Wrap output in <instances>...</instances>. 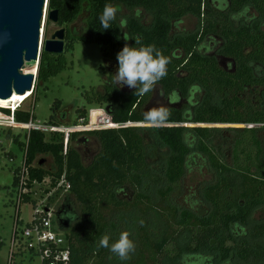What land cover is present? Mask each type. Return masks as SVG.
I'll use <instances>...</instances> for the list:
<instances>
[{
  "label": "trees",
  "instance_id": "obj_1",
  "mask_svg": "<svg viewBox=\"0 0 264 264\" xmlns=\"http://www.w3.org/2000/svg\"><path fill=\"white\" fill-rule=\"evenodd\" d=\"M47 4L49 12L58 10L57 25L65 29V50L71 49L76 40L94 41L99 46L103 59L99 72L109 71L106 83L112 86L105 96L93 90L84 95V100L100 107L105 104L112 122L123 125L72 133L65 155L63 135L59 133L45 135L30 130L25 132L24 142L14 140L24 151L27 187L46 177L54 182L65 173L70 189L62 198L63 209L57 221L70 244L71 264H117L108 248L97 245L105 234L111 237L110 244L117 239L113 233L118 218L117 222L109 219L122 211L127 217L136 212L141 216L138 221L133 216L128 223L125 219V231L130 233L135 251L123 264H264V244L252 242L264 238V153L258 129L210 127L264 124V0H48ZM105 5L117 8L116 18L107 30L99 20ZM123 10L143 11L150 18L148 25L136 16L117 22ZM83 15L86 29L80 34L70 25ZM186 15L197 18L201 29L195 34L172 37V26ZM248 16L246 23L239 24ZM206 37L222 39L218 53L232 60L233 72L225 71L214 58L201 53L209 50L203 44ZM126 44L137 48L154 45L168 57L167 75L158 85L175 96L189 93L192 98L199 92L202 99L199 102L197 96L194 111L169 110L165 123L169 125L140 127L151 92H123L112 82L118 67L116 55ZM182 54L183 59L178 60ZM65 66L63 54L51 55L42 50L35 94ZM68 105L72 112H62ZM50 109L49 125H75L80 120L87 123L85 108L75 103L55 101ZM1 111L10 114L7 109ZM72 115H76L75 122ZM13 118L27 124L32 113L17 108ZM184 122L198 126L183 127ZM147 133L156 146L146 140ZM82 134L93 136L99 144L97 155L89 163L83 161L76 145ZM217 137L229 143L232 165L221 161L219 151L211 144ZM42 156L49 157L52 165H44ZM158 156L165 166L161 171L163 180L158 181L178 185L186 173L194 170H204L208 179L187 189L183 208L166 198L173 191L171 187L157 190L155 197L137 192L132 202L137 205L119 201L117 191L122 187L134 191L142 186L147 159L156 161ZM20 170L14 171L15 187ZM230 193L234 194L232 200L228 198ZM74 206L79 215H75ZM258 208L263 215L248 227L251 213Z\"/></svg>",
  "mask_w": 264,
  "mask_h": 264
},
{
  "label": "rangeland",
  "instance_id": "obj_2",
  "mask_svg": "<svg viewBox=\"0 0 264 264\" xmlns=\"http://www.w3.org/2000/svg\"><path fill=\"white\" fill-rule=\"evenodd\" d=\"M48 2V0H46ZM44 16L45 20H42V28H40V52L43 50V44L45 40L49 39V37L53 34V32L61 27L58 25H53L51 22L47 20V14L49 12L48 7L44 8ZM120 13L117 15V22L123 21L124 15ZM132 14V13H131ZM251 14V13H250ZM234 14H232L233 16ZM253 15V13H252ZM143 16V22L149 23L150 18ZM248 16L246 18H242L239 24H244L248 21ZM254 22V21H253ZM249 22V24L253 23ZM235 25V24H234ZM199 25L197 20L190 15H187L181 24L176 26V30L179 32L183 31L187 34H192L199 29ZM70 29L76 30L78 33L83 34L86 29V21L85 15L81 16L79 20L72 23L70 25ZM175 30V31H176ZM184 33V34H185ZM63 56L66 61L65 68L56 76L51 77L46 83L45 88H41L38 93L36 92V81L34 83V92L27 100H25L22 104L21 102L16 104H11L7 100L0 99V264H8L9 259V252H10V242L12 237V231L15 225V221L18 217L19 223H17V228L23 226L26 222L31 219V214L33 209L35 208L33 201H38L40 199L39 195H30V199L26 201H21L19 209L17 210L16 205V187L13 185V176L14 171L18 168H21L23 165V157L24 151L23 148L14 140L16 139L18 142H24L25 132L26 130L24 127L7 126V118L12 115L13 107L15 110L17 107L22 110H29L32 113V122L38 125H49V121L52 115L51 105L55 101H61L64 104H71L75 103L80 107H84L86 110V115L88 120H94L96 117L101 115H105V107L106 105L103 104L100 107L97 104H87L84 100L85 94H90L91 91H97L98 93L102 92V87L105 82V78L108 75V71L105 69L103 72H99V66L103 65V59L101 56L100 48L94 41H81L76 40L72 43V48L69 50H65L63 52ZM27 66L24 68V72ZM36 72V71H35ZM98 89V90H97ZM7 102V103H5ZM33 104V107H31ZM67 111H72V106L68 105ZM1 109H7L10 111L9 115H6L1 111ZM76 115H72V121H76ZM7 127L3 126V124ZM139 126V125H138ZM184 127H196L198 125H193L189 123H184ZM204 126V125H199ZM142 127V125L140 126ZM143 127H146L143 124ZM207 127V126H206ZM210 127L216 128H235L241 129L244 127H253L258 129V139L261 143V149L264 153V124L261 125H211ZM45 135H48L45 133ZM146 140H150V136L148 133L145 136ZM212 145L219 151L221 161H223L226 165H232L233 158L232 152L230 151L229 143H225L220 140L218 137L213 139L211 142ZM167 153V152H166ZM264 155V154H263ZM41 160L43 164L48 166L52 165V160L47 156H42ZM89 157H85V162H88ZM151 158L147 159V168L144 169L145 173L143 174V184L140 187H136L134 191L132 188H129L133 191V197L136 195L137 192H145L153 197L156 196L157 190L166 189L167 187H171L173 191L167 195V199L170 204L174 205L175 207H184V198L187 195L189 189L195 188L196 184L201 180H207L208 176L206 175L205 171L203 170L201 173H198L197 170L192 172L186 173L183 176L182 182L178 185H169L165 181H158L159 179L163 180V173L164 172V165H159L160 161L153 163ZM231 177V176H230ZM188 189V190H187ZM128 191V190H127ZM125 192V191H124ZM234 194L230 193L228 195L229 200H232ZM129 196V195H126ZM133 197H131L128 202H133ZM137 197V195H136ZM135 197V199H136ZM121 200H124L121 198ZM52 204L54 200H52ZM137 205L136 203H132ZM130 209V208H128ZM79 211V209H78ZM261 209L254 210L250 215L249 226L256 224L259 222V218L263 215L261 213ZM118 212L115 216L112 214L110 215V219H114L117 222V230L113 233L115 238H118L119 234L122 231H125L126 227V220L128 223V219L134 216L135 220L138 221V213H132V216L127 217V213ZM162 213V212H161ZM114 216V217H113ZM120 218V220H119ZM126 219V220H125ZM149 221L148 218H146ZM144 222V221H143ZM129 226V225H128ZM132 227V225L130 226ZM254 242H259L264 244V238ZM250 242V243H252ZM113 257V256H111ZM117 264H123L125 261H121L118 257H115ZM26 261V260H25ZM24 264H30L26 261ZM35 264H38L35 261ZM262 264V262L258 263Z\"/></svg>",
  "mask_w": 264,
  "mask_h": 264
},
{
  "label": "built area",
  "instance_id": "obj_3",
  "mask_svg": "<svg viewBox=\"0 0 264 264\" xmlns=\"http://www.w3.org/2000/svg\"><path fill=\"white\" fill-rule=\"evenodd\" d=\"M7 126L24 127L28 133L30 130H38L43 133H59L63 135V155L67 152L69 136L72 133H83L93 130L119 128L123 125L114 124L108 114L96 117L94 120L78 121L75 125H38L31 120L27 124L18 123L13 114L7 119ZM127 125H130L129 123ZM126 125V126H127ZM16 186V205L19 209L20 202L30 195H39L38 201H33L35 208L31 219L23 226L17 228L18 217L12 231L8 264H71L70 244L66 233L56 225L55 210L61 204L63 196L69 191L70 184L66 180L65 173L54 182L49 177L41 182L33 181L27 187L28 171L25 165H21ZM52 200H54L52 204ZM26 260V261H25Z\"/></svg>",
  "mask_w": 264,
  "mask_h": 264
},
{
  "label": "water",
  "instance_id": "obj_4",
  "mask_svg": "<svg viewBox=\"0 0 264 264\" xmlns=\"http://www.w3.org/2000/svg\"><path fill=\"white\" fill-rule=\"evenodd\" d=\"M46 0H0V99L8 100L13 94L24 95L34 89L40 58V28L45 20ZM53 25L58 23V10L47 14ZM65 29L53 32L43 44V51L51 55L64 52ZM25 66L36 72H24ZM41 163V162H40ZM63 201L54 214L56 225L62 231L58 216Z\"/></svg>",
  "mask_w": 264,
  "mask_h": 264
},
{
  "label": "clouds",
  "instance_id": "obj_5",
  "mask_svg": "<svg viewBox=\"0 0 264 264\" xmlns=\"http://www.w3.org/2000/svg\"><path fill=\"white\" fill-rule=\"evenodd\" d=\"M116 13V7L105 5L99 16L101 26L105 30L110 28L111 22L116 18ZM116 60L118 67L115 75L112 76V82L117 86L126 85L130 89H135L137 95H145L154 91L158 82L166 77L167 66L170 63L168 57L164 56L154 45L137 48L126 44L117 53ZM169 115V109L166 106L156 105L144 112L142 123L146 127H159L168 121ZM129 236L130 233L127 231L121 232L118 238L110 244L111 237L105 234L100 238L97 247L108 248L121 261H126L135 251V244Z\"/></svg>",
  "mask_w": 264,
  "mask_h": 264
},
{
  "label": "flooded vegetation",
  "instance_id": "obj_6",
  "mask_svg": "<svg viewBox=\"0 0 264 264\" xmlns=\"http://www.w3.org/2000/svg\"><path fill=\"white\" fill-rule=\"evenodd\" d=\"M122 13H123L122 15H124L123 20L125 18H127L128 16H136L137 18H139V20L142 22V24L148 25L147 23L143 22V16L141 17L142 14L147 16L143 11L135 10V11H132V12H127V11L123 10ZM186 16H184L180 20V22L177 24V26L179 24H181V22L183 21V19ZM235 16L237 17V15H235ZM191 17H193V16H191ZM193 18H195V17H193ZM195 19L197 20V23H198V19L197 18H195ZM231 23L234 25V21L233 20H231ZM198 25H199V23H198ZM200 29H201V27L198 30H200ZM175 30H176V26L175 27L172 26V30H171V36L172 37H175L176 35L185 36V35H190L191 34V33L187 34V33L183 32V31H181V32L179 31L178 32L177 30L176 31ZM196 32H194L192 34H195ZM204 40L205 41H203V44H207L208 47H209V50L208 49H203L201 53H203V54H205V55H207L209 57L214 58L219 63V66L222 69H224L225 71L233 72L235 70V65L232 62V60L228 59V58H224L218 53L220 47L222 46V39L218 38V37H214V40H213L211 37H206ZM210 40H212V41H210ZM129 42L130 41H127V44H129ZM176 54H178V53H176ZM183 57L184 56L182 54V56L178 57V60H182ZM108 74H109V71H108ZM106 80H107V77L105 78L104 85L102 87H100V88H102V92H100L99 94L102 97L105 96L107 90L109 89L108 87L112 86L111 84L106 83ZM114 87H116L117 89H119L120 91H123V92L133 90V89L128 88L126 85L121 87V86H117V85L114 84ZM174 94L175 93L166 94L162 90L161 86L157 84L155 86V90L151 92V96H150L148 102L143 107V110H142L143 114H144V112L147 109H149V108H151L153 106H156V105H160V104L166 106L169 110H180V109H183L184 111L193 112L194 109L197 106V104H196L197 96L199 97V102L202 99V95H200L199 92L198 93H193L192 98H191V94H189V93L185 97H181L180 95H176L175 96ZM66 111H67V109L65 108L62 112L66 113ZM71 112L72 111H70V113ZM105 113H106V110H105ZM184 123H187V122H184ZM183 124H181V126H183ZM165 125H169V124H164V126ZM143 128H148V127H143ZM148 142L150 143V145L156 146L155 142H153L151 140H148ZM76 145H77V148H78V150H79L84 162H85V157H89L88 162H85V163H89L91 160H93V158L97 155V153L99 151V144H98L97 140L93 136H89L87 134L80 135ZM157 160L160 161L159 156H158ZM157 160L153 161V163L157 162ZM161 164L163 165V163L160 161L159 165H161ZM147 165H148V163H147ZM126 195H129V196H126ZM132 195H133V191L132 190H130L128 187H122L121 189H119L117 191V195L116 196H117V199L119 201H122L121 198L124 199L123 201H128V200L131 199V197H133ZM74 208H75V211H76L75 215H77V212H78V215H79V211H78L77 207L74 206ZM71 227H72V225L68 226L67 231L71 230Z\"/></svg>",
  "mask_w": 264,
  "mask_h": 264
},
{
  "label": "bare ground",
  "instance_id": "obj_7",
  "mask_svg": "<svg viewBox=\"0 0 264 264\" xmlns=\"http://www.w3.org/2000/svg\"><path fill=\"white\" fill-rule=\"evenodd\" d=\"M27 72H35L36 70L35 69H33V68H30V67H27L26 69H25ZM32 95V93L31 92H27L26 94H24V95H16V94H13L12 96H11V98L10 99H8L7 101L9 102V103H11V104H16L17 106H18V103H20L21 101V104L25 101V100H27L30 96ZM5 103H7V102H5ZM14 108V107H13ZM18 108V107H17ZM3 124V123H2ZM3 126H5V127H7L6 125H4L3 124Z\"/></svg>",
  "mask_w": 264,
  "mask_h": 264
}]
</instances>
